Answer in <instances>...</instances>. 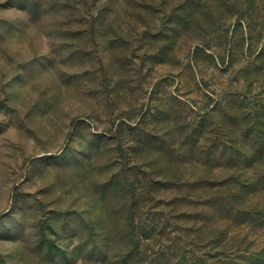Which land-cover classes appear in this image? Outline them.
I'll return each instance as SVG.
<instances>
[{"label": "rangeland", "instance_id": "rangeland-1", "mask_svg": "<svg viewBox=\"0 0 264 264\" xmlns=\"http://www.w3.org/2000/svg\"><path fill=\"white\" fill-rule=\"evenodd\" d=\"M0 264H264V0H0Z\"/></svg>", "mask_w": 264, "mask_h": 264}]
</instances>
